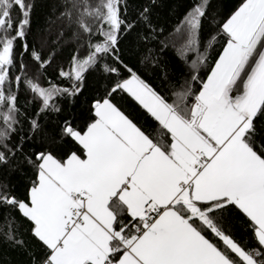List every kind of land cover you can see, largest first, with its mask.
<instances>
[{
	"label": "snow or ice",
	"instance_id": "obj_1",
	"mask_svg": "<svg viewBox=\"0 0 264 264\" xmlns=\"http://www.w3.org/2000/svg\"><path fill=\"white\" fill-rule=\"evenodd\" d=\"M0 264H264V0H0Z\"/></svg>",
	"mask_w": 264,
	"mask_h": 264
}]
</instances>
